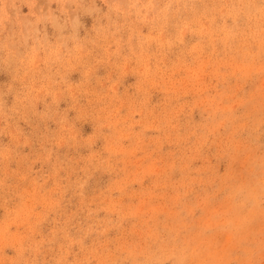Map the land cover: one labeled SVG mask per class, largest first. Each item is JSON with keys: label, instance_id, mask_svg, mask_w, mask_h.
Here are the masks:
<instances>
[{"label": "rangeland", "instance_id": "rangeland-1", "mask_svg": "<svg viewBox=\"0 0 264 264\" xmlns=\"http://www.w3.org/2000/svg\"><path fill=\"white\" fill-rule=\"evenodd\" d=\"M0 264H264V0H0Z\"/></svg>", "mask_w": 264, "mask_h": 264}]
</instances>
